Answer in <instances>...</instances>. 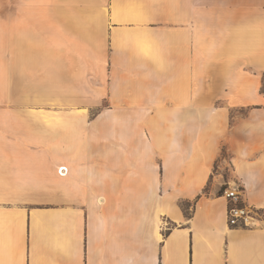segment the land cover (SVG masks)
Masks as SVG:
<instances>
[{"label": "crops", "instance_id": "obj_1", "mask_svg": "<svg viewBox=\"0 0 264 264\" xmlns=\"http://www.w3.org/2000/svg\"><path fill=\"white\" fill-rule=\"evenodd\" d=\"M84 1L54 104L6 83L0 264H264V0Z\"/></svg>", "mask_w": 264, "mask_h": 264}, {"label": "rangeland", "instance_id": "obj_2", "mask_svg": "<svg viewBox=\"0 0 264 264\" xmlns=\"http://www.w3.org/2000/svg\"><path fill=\"white\" fill-rule=\"evenodd\" d=\"M92 4V8L98 7V3ZM86 8L90 7L84 0H0V105L6 104L7 81L14 90L13 104L20 103L22 92L25 96L39 93L44 96L45 105L54 104L51 99L53 58L63 57L69 46L61 30L58 27L54 30V16ZM38 57L43 64L41 67L36 65ZM38 68L43 69L44 74H38ZM145 132L140 130L142 139L146 138ZM223 156H227L226 151H222ZM220 161L218 159L215 170ZM227 169L229 165L225 163L220 172L226 175ZM182 207L190 212L192 201L182 203Z\"/></svg>", "mask_w": 264, "mask_h": 264}, {"label": "built area", "instance_id": "obj_3", "mask_svg": "<svg viewBox=\"0 0 264 264\" xmlns=\"http://www.w3.org/2000/svg\"><path fill=\"white\" fill-rule=\"evenodd\" d=\"M63 167H60L62 170ZM242 189L236 184H227L222 189V196H224L228 201L227 208V221L230 225L243 224L248 217V212L246 206L243 204L241 198Z\"/></svg>", "mask_w": 264, "mask_h": 264}, {"label": "trees", "instance_id": "obj_4", "mask_svg": "<svg viewBox=\"0 0 264 264\" xmlns=\"http://www.w3.org/2000/svg\"><path fill=\"white\" fill-rule=\"evenodd\" d=\"M224 187H222L221 189H220V191H219V195H221L222 194V189H223ZM196 201V200H195ZM194 201V202H195ZM183 204H185L186 202H182Z\"/></svg>", "mask_w": 264, "mask_h": 264}]
</instances>
